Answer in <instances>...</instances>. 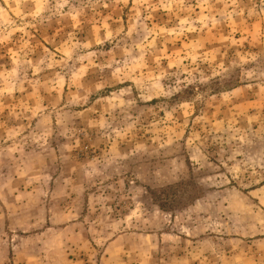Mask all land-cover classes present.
Listing matches in <instances>:
<instances>
[{
    "label": "clouds",
    "instance_id": "obj_1",
    "mask_svg": "<svg viewBox=\"0 0 264 264\" xmlns=\"http://www.w3.org/2000/svg\"><path fill=\"white\" fill-rule=\"evenodd\" d=\"M130 158L205 193L172 264H264V0H0V264H157Z\"/></svg>",
    "mask_w": 264,
    "mask_h": 264
},
{
    "label": "rangeland",
    "instance_id": "obj_2",
    "mask_svg": "<svg viewBox=\"0 0 264 264\" xmlns=\"http://www.w3.org/2000/svg\"><path fill=\"white\" fill-rule=\"evenodd\" d=\"M234 83L235 77L233 76L230 80H224L222 82V87L231 88ZM220 87V82H214V91L219 90ZM255 127L256 126L253 125V128ZM211 139L212 138L209 137V140ZM259 144L260 141L257 140L256 145L258 146ZM149 165L150 162L143 161L138 158H130L129 161L122 164L119 173H116L113 169H110L109 171L113 174L114 179H124L126 186L129 185V181L134 179L138 173H145V178L148 181L147 184L143 185L148 189V194L143 197L145 210L151 213L158 207L162 214L171 213L173 219V223H164L163 220H161L158 226H154L148 230L149 234L155 235L156 242L159 243V251L153 254L154 260L157 264H160L161 261H163L164 264H172L173 261H180L187 255L185 249L188 247L186 244L188 238L181 236V242L178 245H175L171 241L163 242L162 237L166 234H179V225L175 224V217L184 213L185 210L193 203L196 196H203L205 193L194 189V187L190 184H166L164 181L153 180L147 175ZM136 183L138 186L141 185V181L139 180H137ZM207 195H211V193L209 192ZM205 218L206 217L203 213L199 216L193 214L192 219L187 221L186 226L198 233L191 238L192 247L206 249H210L213 246L218 249L220 247H231V245L223 242L227 241V236H224L222 240L221 237L212 233L210 230L208 232L200 231V229L206 227L203 222ZM19 243L20 241L18 240L17 244ZM9 258H11L10 249Z\"/></svg>",
    "mask_w": 264,
    "mask_h": 264
}]
</instances>
